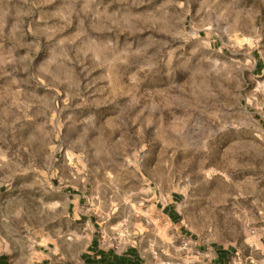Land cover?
I'll use <instances>...</instances> for the list:
<instances>
[{
    "label": "rangeland",
    "instance_id": "374dc122",
    "mask_svg": "<svg viewBox=\"0 0 264 264\" xmlns=\"http://www.w3.org/2000/svg\"><path fill=\"white\" fill-rule=\"evenodd\" d=\"M94 242L264 264V0H0V253Z\"/></svg>",
    "mask_w": 264,
    "mask_h": 264
},
{
    "label": "trees",
    "instance_id": "16d2710c",
    "mask_svg": "<svg viewBox=\"0 0 264 264\" xmlns=\"http://www.w3.org/2000/svg\"><path fill=\"white\" fill-rule=\"evenodd\" d=\"M166 209V207H165ZM86 264H146L135 248L129 247L121 253L113 249L95 248Z\"/></svg>",
    "mask_w": 264,
    "mask_h": 264
},
{
    "label": "crops",
    "instance_id": "0c3cea01",
    "mask_svg": "<svg viewBox=\"0 0 264 264\" xmlns=\"http://www.w3.org/2000/svg\"><path fill=\"white\" fill-rule=\"evenodd\" d=\"M92 247L98 248V245L95 244L94 242ZM251 259L255 261V248L254 247H252L250 251L242 252L240 250H233V248H231L230 246H221L217 250L215 264H252ZM0 264H14V263L10 261L7 254H5L4 252H1L0 253Z\"/></svg>",
    "mask_w": 264,
    "mask_h": 264
},
{
    "label": "built area",
    "instance_id": "2783aa9c",
    "mask_svg": "<svg viewBox=\"0 0 264 264\" xmlns=\"http://www.w3.org/2000/svg\"><path fill=\"white\" fill-rule=\"evenodd\" d=\"M251 263H252V264H256V263H255V261H254V260H252V259H251Z\"/></svg>",
    "mask_w": 264,
    "mask_h": 264
}]
</instances>
